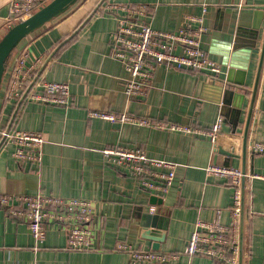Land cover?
I'll return each mask as SVG.
<instances>
[{"label":"crops","instance_id":"crops-1","mask_svg":"<svg viewBox=\"0 0 264 264\" xmlns=\"http://www.w3.org/2000/svg\"><path fill=\"white\" fill-rule=\"evenodd\" d=\"M10 2L0 0V40L15 24ZM98 3L78 0L22 38L7 60L0 88V139L15 111L13 128L41 131L45 137L41 164L19 162L14 146L3 143L0 195L41 192L90 200L93 246L68 248V233L60 223L48 224L45 239L38 241L26 220L0 206V264H130L127 252L114 250L119 241L178 254L162 264H221L184 251L198 219L223 224L232 220L234 187L228 177L207 174L210 163L246 171L243 264H264V154L250 149L254 141H264L263 71L246 132L264 19L254 38V15L244 11L246 6H264V0H104L82 25ZM142 8L145 13H139ZM129 14L162 31H176L188 16L202 15L207 30L201 44L222 65L220 78L225 83L205 71L160 65L146 94L128 97L124 89L129 74L112 56V35L119 17ZM26 51L28 64L31 58L39 59L35 74L50 56L39 79L68 81L70 104L25 99L16 110V100L7 97L10 71ZM239 81H244L243 87ZM94 110L194 129L110 121L92 117ZM219 116L224 123L213 142L206 130ZM118 145L177 162L172 184L166 191L146 190L127 168L104 156V148ZM240 230L241 226L239 234Z\"/></svg>","mask_w":264,"mask_h":264},{"label":"built area","instance_id":"built-area-1","mask_svg":"<svg viewBox=\"0 0 264 264\" xmlns=\"http://www.w3.org/2000/svg\"><path fill=\"white\" fill-rule=\"evenodd\" d=\"M48 2L50 0H11L10 20L17 23ZM139 13H145V8ZM140 17L130 14L119 17L117 28L112 35V56L124 64L129 74L124 89L128 97L137 98L145 95L150 79L160 65L205 71L216 82L225 83L220 78L222 65L212 58L201 44V37L207 30L202 15L188 16L176 31L157 30L150 21ZM29 56L27 51L23 52L11 67L10 86L7 91L9 100L19 101L36 75L39 59L31 58L28 64ZM262 71L264 72V61ZM70 96L68 81H49L38 77L24 100L67 105L70 104ZM91 116L186 132L194 129L191 126L161 120L153 121L126 112L94 110ZM223 123V116H219L206 130V134L213 142L221 132ZM4 134L5 130L2 131V137ZM5 141L14 146L13 156L19 162L41 164L45 143L43 132L12 127L6 133ZM250 149L254 153L264 154V141H254ZM102 151L108 161L123 166L134 174L146 190L166 191L175 178L177 162L149 156L142 148L118 145L104 148ZM205 170L209 175L225 176L230 179L234 187L232 220L229 224H223L219 221L198 219L184 251L188 255H206L221 264H239L242 181L245 173L240 167L217 163H210ZM0 206L6 208L12 215L26 220L31 233L38 241L45 239L48 224L60 223L66 227L68 233V248L88 250L93 246V205L88 199L64 198L41 192L0 195ZM114 250L127 252L130 264H162L178 256L175 253L139 248L128 241L117 242Z\"/></svg>","mask_w":264,"mask_h":264},{"label":"water","instance_id":"water-1","mask_svg":"<svg viewBox=\"0 0 264 264\" xmlns=\"http://www.w3.org/2000/svg\"><path fill=\"white\" fill-rule=\"evenodd\" d=\"M77 0H50L45 6L41 7L40 9L33 12L28 17L18 21L13 26L9 28V30L6 32V34L2 37L0 40V88L2 83V78L4 75V71L6 68L7 60L10 57L12 51L16 48L18 42L24 38L27 37L35 32L38 28L42 27L44 24H46L49 20H51L54 16L57 14H60L61 12L68 9L70 6H72ZM104 0H101L96 7L91 11L89 16L86 18V20L82 23V25L97 11L99 6L102 4ZM244 11L251 12L254 15V19L252 22V29H253V37L256 38L258 36V29L261 27L262 20L264 19V6H246L244 8ZM81 25V26H82ZM77 31V30H76ZM75 31V32H76ZM258 51V50H255ZM260 64L258 68V73L256 77V81L254 83L253 89H252V98L251 103L249 107V114L247 118L246 123V132L248 131V126L251 119V114L253 111V106L256 98V92L258 89L259 79L262 72L263 67V61H264V36L262 45L260 48ZM50 59V56L47 58V60L44 62V64L41 66V68L38 70L36 75L31 80L29 86L25 90L24 94L18 101L16 110L21 106L22 102L24 101V98L31 88V86L34 84V82L38 79L40 76L43 68L47 64L48 60ZM239 85L243 87L244 81H239ZM16 112H14L8 126L5 129V134L0 139V147L3 145L6 139V133L10 131L12 128L13 120L16 115ZM243 172L246 171L243 169ZM242 188H243V196H242V217H241V230H240V256H239V264H243V255H244V240H243V231H244V202H245V175L243 176L242 181Z\"/></svg>","mask_w":264,"mask_h":264},{"label":"trees","instance_id":"trees-1","mask_svg":"<svg viewBox=\"0 0 264 264\" xmlns=\"http://www.w3.org/2000/svg\"><path fill=\"white\" fill-rule=\"evenodd\" d=\"M100 1H101V0H98V2H100ZM77 3H78V0L73 4V6H75ZM71 7H72V6H71ZM69 8H70V7H69ZM69 8H68V9H69ZM68 9H66V10H68ZM93 9H94V7L91 9V11H92ZM91 11H90L89 13H91ZM89 13H88V14H89ZM17 102H18V101H16V105H17Z\"/></svg>","mask_w":264,"mask_h":264}]
</instances>
